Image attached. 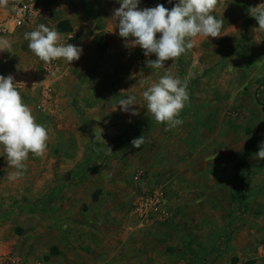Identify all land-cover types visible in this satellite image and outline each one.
I'll return each mask as SVG.
<instances>
[{
  "label": "rangeland",
  "instance_id": "374dc122",
  "mask_svg": "<svg viewBox=\"0 0 264 264\" xmlns=\"http://www.w3.org/2000/svg\"><path fill=\"white\" fill-rule=\"evenodd\" d=\"M21 1L7 0L0 18V30L12 36L10 53H19L4 64L18 66L19 76L28 25L12 34L7 29ZM96 1L104 8L121 6L120 0H79L94 23ZM176 2L140 0L139 9L163 4L171 10ZM260 4L264 0H217L211 14L223 20L221 36L196 38L190 50L160 70L147 66L155 54L146 57L139 46L122 45L117 57L125 64L123 73L105 82L103 91L69 96L67 109L59 106L62 90L54 88L52 76L63 59L46 65L31 57L34 79L28 84L36 86L21 96L49 139L43 157L29 153L19 177L11 175L15 169L0 151V264L13 262L6 253L13 242L31 238L37 253L26 252L21 264H81L85 247L74 244L65 212L73 209L70 187L78 188L85 205L122 189L125 208L139 207L146 218L142 228L156 234L152 264H264V161L254 158L264 142V32H253L259 24L249 13ZM41 6L36 0L30 31L40 23ZM56 30L72 32L65 21ZM168 71L187 79L190 97L179 117L183 124L171 131L155 122L142 95ZM14 83L21 85L15 78ZM129 96L136 97L131 110L138 115L119 106ZM96 128L103 130L105 143L94 140ZM141 137L144 143L134 148L131 142ZM148 199L159 200L156 212L144 210Z\"/></svg>",
  "mask_w": 264,
  "mask_h": 264
},
{
  "label": "clouds",
  "instance_id": "9594fccd",
  "mask_svg": "<svg viewBox=\"0 0 264 264\" xmlns=\"http://www.w3.org/2000/svg\"><path fill=\"white\" fill-rule=\"evenodd\" d=\"M6 3L7 0H0V5ZM139 3L140 0H120L121 6L114 10L113 19L118 21L119 36L124 38L125 47L139 46L146 57L155 54V60H147V66L151 69L160 70L165 68L166 61L175 62L193 47L198 37L208 39L221 36L223 20L211 14L217 0H177L171 10L163 4L140 10ZM249 13L259 24V28L253 29V32L257 35L264 32V4L250 8ZM24 39L29 41L30 51L46 65L60 59L71 64L79 60L82 53V49L70 43H58L60 33L45 24L26 32ZM18 85L11 75H0V151L6 156L9 168L15 169L11 173L13 177H19L27 170L25 162L29 153L35 157L45 155L49 139L46 128L36 122L31 109L23 103ZM187 88L186 78L181 79L168 71L142 93L148 112L158 125H166L165 130L171 131L183 124L179 117L190 100ZM133 105H137L135 96L119 101L124 112L131 111L132 115H138V112L131 110ZM94 135L95 141L106 142L102 129L97 131L96 128ZM131 143L139 149L144 139L136 138ZM108 152H112L110 147ZM254 158L264 161V142Z\"/></svg>",
  "mask_w": 264,
  "mask_h": 264
},
{
  "label": "crops",
  "instance_id": "0c3cea01",
  "mask_svg": "<svg viewBox=\"0 0 264 264\" xmlns=\"http://www.w3.org/2000/svg\"><path fill=\"white\" fill-rule=\"evenodd\" d=\"M39 3L43 5L39 11L40 15L42 14L39 24L57 29L58 24L65 21L71 33L76 35V39L69 43L82 49L79 60L71 64L63 60L61 71L57 67V73L54 71L52 75L55 82L54 88L62 90L58 96L59 106L67 109V105L72 103L68 101L69 96L76 93L81 98L85 93L103 91L105 82L123 73L121 68L125 64L117 56L122 45H125V40L119 36L118 21L113 19L114 10L118 8H109V6L104 8L98 5L99 1H96L92 9L93 14H97L99 19L94 23L88 19L79 0H39ZM98 7L103 11L97 12ZM47 14L50 16L47 17ZM1 16L2 5H0V18ZM8 28L9 34H12L14 29H18L13 20L12 26ZM33 28V22H31L25 28V32ZM11 37L0 30V75L4 77L11 75L15 80L18 79L21 82L18 86L20 94L29 95L34 90L28 84L29 79L31 81L34 79L29 68V61L34 54L28 47L29 41L23 40L20 56L23 55L24 64L22 65L25 70L20 76L19 71L14 73L15 70L20 69L18 66L12 68L4 64L11 60L10 56L19 55L18 52L10 53ZM64 80L67 81L63 82ZM79 105L82 106V104ZM91 108L95 106L92 105ZM70 189L74 191L70 194L71 203H73L71 209H73L71 212L65 209V212L70 218L69 223L73 229L70 237L75 240V245L81 244L85 247L84 254L81 253V264H152L150 242L156 234L151 228H142L145 227L146 218H143L139 207L135 208L131 205L130 208H125L127 201L122 199V189H113L118 190L117 194L107 192L99 201H85L86 205L79 201L78 188L70 187ZM141 238L146 242L143 247L138 241ZM36 244L32 238L20 244L13 242L10 250L6 252L13 261L10 264H21L19 261L25 258L26 252L37 253L34 250Z\"/></svg>",
  "mask_w": 264,
  "mask_h": 264
},
{
  "label": "built area",
  "instance_id": "2783aa9c",
  "mask_svg": "<svg viewBox=\"0 0 264 264\" xmlns=\"http://www.w3.org/2000/svg\"><path fill=\"white\" fill-rule=\"evenodd\" d=\"M36 0H22L14 9L13 13V22L16 28H24L32 22L33 15L35 14ZM61 39L58 43L67 44L74 41V35L72 33H62ZM60 60L52 61V64H58ZM49 68V67H48ZM50 91V90H49ZM157 204L153 199L146 200L143 203L144 210L151 212H156L158 209L159 200H156ZM164 217H168V214L165 213Z\"/></svg>",
  "mask_w": 264,
  "mask_h": 264
},
{
  "label": "bare ground",
  "instance_id": "6f19581e",
  "mask_svg": "<svg viewBox=\"0 0 264 264\" xmlns=\"http://www.w3.org/2000/svg\"><path fill=\"white\" fill-rule=\"evenodd\" d=\"M177 129V128H176ZM180 134V133H179ZM192 142V141H191ZM180 144V143H179ZM195 145H196V143H195ZM195 145H193V146H195ZM190 146V145H189ZM194 148V147H193ZM177 150V149H176ZM194 151V150H193ZM196 153V152H195ZM199 160V159H198ZM191 161V160H190ZM185 162H183L182 164H184ZM181 164V165H182ZM188 164V163H187ZM191 164V163H190ZM186 166V165H185Z\"/></svg>",
  "mask_w": 264,
  "mask_h": 264
},
{
  "label": "trees",
  "instance_id": "16d2710c",
  "mask_svg": "<svg viewBox=\"0 0 264 264\" xmlns=\"http://www.w3.org/2000/svg\"><path fill=\"white\" fill-rule=\"evenodd\" d=\"M237 199V196H234Z\"/></svg>",
  "mask_w": 264,
  "mask_h": 264
}]
</instances>
